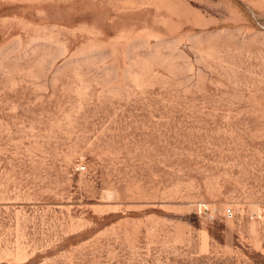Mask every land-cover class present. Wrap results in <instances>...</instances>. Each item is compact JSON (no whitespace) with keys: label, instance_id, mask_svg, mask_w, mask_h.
Listing matches in <instances>:
<instances>
[{"label":"rangeland","instance_id":"obj_1","mask_svg":"<svg viewBox=\"0 0 264 264\" xmlns=\"http://www.w3.org/2000/svg\"><path fill=\"white\" fill-rule=\"evenodd\" d=\"M0 264H264V0H0Z\"/></svg>","mask_w":264,"mask_h":264},{"label":"built area","instance_id":"obj_2","mask_svg":"<svg viewBox=\"0 0 264 264\" xmlns=\"http://www.w3.org/2000/svg\"><path fill=\"white\" fill-rule=\"evenodd\" d=\"M224 214H225L226 216H228V217H230V216L232 215L230 209H226V210L224 211Z\"/></svg>","mask_w":264,"mask_h":264}]
</instances>
